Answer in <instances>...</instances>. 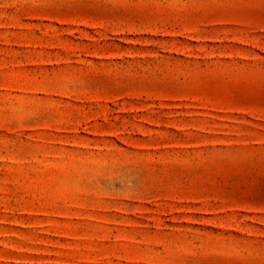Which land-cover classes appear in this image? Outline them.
<instances>
[{"label":"rangeland","instance_id":"374dc122","mask_svg":"<svg viewBox=\"0 0 264 264\" xmlns=\"http://www.w3.org/2000/svg\"><path fill=\"white\" fill-rule=\"evenodd\" d=\"M0 264H264V0H0Z\"/></svg>","mask_w":264,"mask_h":264}]
</instances>
